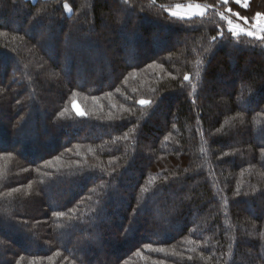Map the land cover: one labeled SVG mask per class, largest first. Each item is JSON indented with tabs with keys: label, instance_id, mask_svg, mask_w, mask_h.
<instances>
[{
	"label": "trees",
	"instance_id": "obj_1",
	"mask_svg": "<svg viewBox=\"0 0 264 264\" xmlns=\"http://www.w3.org/2000/svg\"><path fill=\"white\" fill-rule=\"evenodd\" d=\"M229 8L264 17L0 0V264H264V34Z\"/></svg>",
	"mask_w": 264,
	"mask_h": 264
},
{
	"label": "snow or ice",
	"instance_id": "obj_2",
	"mask_svg": "<svg viewBox=\"0 0 264 264\" xmlns=\"http://www.w3.org/2000/svg\"><path fill=\"white\" fill-rule=\"evenodd\" d=\"M221 3L224 4V5H227L228 4V0H221ZM234 3L235 4H241L242 0H234ZM242 6L245 7V8L248 7V0H243ZM197 7H199V6H197ZM227 11L231 12V14L233 16H236L239 19L244 20L245 24H248V17L241 16L239 12H233L232 9H230V8L227 9ZM200 14L203 15L202 12ZM171 15L178 16V13L173 12V13H171ZM219 15L221 16L222 19H227V17L224 15L223 12H220ZM261 15H262V13H259V12L256 13V16L253 18V19L256 20V23L252 24L251 27L255 28V29H258L259 32H261V33H264V25H261L260 22H259V18L261 17ZM228 23L232 24V21L228 20ZM236 27H239V26L236 25L234 27L229 28V32L232 33L233 35H235L236 34V31H235ZM240 31L241 32H245L246 31L247 35L253 36V37H257V32L256 31H248V30H246L244 28H240ZM221 36H223V33H221ZM257 38H264V37H257ZM216 39H217L216 37H213V40H216ZM184 79L187 81L189 79V77L187 75H185ZM139 103L141 105H147V104H150V101L140 100ZM73 108H74L75 113H76L77 116H80V117L85 116V112L82 111L75 103H73ZM60 115L63 116L64 113L61 112ZM166 139H167V137H166ZM55 214L58 215V216L64 215V213H62V212L55 213Z\"/></svg>",
	"mask_w": 264,
	"mask_h": 264
},
{
	"label": "rangeland",
	"instance_id": "obj_3",
	"mask_svg": "<svg viewBox=\"0 0 264 264\" xmlns=\"http://www.w3.org/2000/svg\"><path fill=\"white\" fill-rule=\"evenodd\" d=\"M197 6H199V7H197ZM206 9H207V7L205 5L199 4V3H190V4L185 5V6L176 7V10L179 14H186V15H191V14H196V13H201V12L204 13L206 11ZM229 20L232 21L231 27H234L236 25L239 26V27H236L235 31H240V28H244L248 31H256L257 34H260V35L264 34V33L259 32L258 29L252 28L251 25L245 24V22H238V21H236L230 17H229ZM259 22L261 25H264V17L262 15L259 18ZM254 23H256V20ZM254 23H252V24H254ZM76 105L82 110V108L78 105V103H76Z\"/></svg>",
	"mask_w": 264,
	"mask_h": 264
},
{
	"label": "crops",
	"instance_id": "obj_4",
	"mask_svg": "<svg viewBox=\"0 0 264 264\" xmlns=\"http://www.w3.org/2000/svg\"><path fill=\"white\" fill-rule=\"evenodd\" d=\"M249 1H250V0H248V2H249ZM242 3H243V0H242ZM242 3H241V4H242ZM196 14H200V13H196Z\"/></svg>",
	"mask_w": 264,
	"mask_h": 264
}]
</instances>
